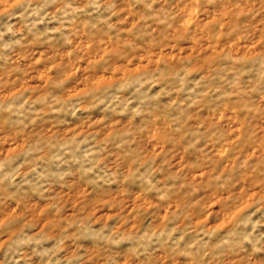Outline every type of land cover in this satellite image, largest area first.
Here are the masks:
<instances>
[{
    "label": "rangeland",
    "instance_id": "obj_1",
    "mask_svg": "<svg viewBox=\"0 0 264 264\" xmlns=\"http://www.w3.org/2000/svg\"><path fill=\"white\" fill-rule=\"evenodd\" d=\"M0 264H264V0H0Z\"/></svg>",
    "mask_w": 264,
    "mask_h": 264
}]
</instances>
